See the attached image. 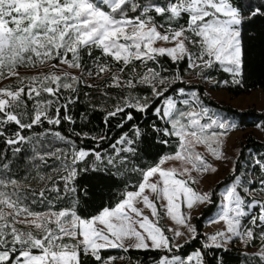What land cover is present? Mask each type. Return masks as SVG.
Here are the masks:
<instances>
[{"label":"snow or ice","instance_id":"snow-or-ice-1","mask_svg":"<svg viewBox=\"0 0 264 264\" xmlns=\"http://www.w3.org/2000/svg\"><path fill=\"white\" fill-rule=\"evenodd\" d=\"M184 16L187 20L182 24ZM256 16H264V4L241 7L234 0H0V80L16 81L0 87V139L13 154L21 151L19 145H32L33 161H40L34 165L37 170L32 178L41 185L34 188L21 182L12 176L9 164H0V264H83V257L94 258L97 264H114L117 258H104L102 251L137 249L174 253L183 247L177 238L187 234L188 242L197 239V228L190 223L191 216L181 211V204L192 209L197 202L210 203V195L199 194L190 186L191 175L187 179L177 177L190 174L192 169L216 171L202 154L195 152V146L206 143L209 151L220 157L219 145L225 133L213 129L214 126L227 129L230 125L211 117L209 122L201 123L203 117L209 116V109L200 107L197 111L193 107L200 103L197 93H191V100L166 96L169 87L165 85L181 77L176 75L169 81L148 64L159 63L163 56L173 64L186 61L191 69L201 71L219 64L232 75V82L238 84L244 63L243 25L245 20ZM157 17L165 22L159 23ZM158 41L171 46H156ZM96 50L100 56H93ZM83 54L90 59V65L84 64ZM137 62L144 66L142 74L137 71ZM113 63L121 66L113 71ZM61 66L79 70V74L61 71ZM21 68L49 70L22 76ZM128 68L131 75H126ZM105 77L110 82L103 87L87 82ZM80 84L99 91L105 101L112 99L109 89L129 90L127 96L119 98L106 111L104 119L107 124L111 118L123 115L118 125L121 128L134 119L133 111L146 113L153 108V99L161 101L154 107V114L171 124L170 129L162 130L163 134L178 138L175 154L163 157L159 165L143 171L137 190L126 191L115 206L104 207L87 218L78 212L77 177L88 170L81 169V163L93 157L91 167L97 173L117 165L123 167L128 157L122 153L134 154L135 145L144 133L134 124L130 132L123 133L110 145L114 155L99 150V143L108 139L103 135L90 137L97 141V147L86 149L51 128L33 136L24 134L25 130L42 127L45 122L51 126L61 125L62 121L75 123L68 112L69 105L79 99ZM138 85L149 86L152 98L132 95ZM64 91L72 95L64 96ZM177 93L186 95L184 88ZM178 104L188 106L189 110H182ZM13 125L15 131L9 133ZM153 129L161 131L155 125ZM48 136L70 147L67 150L45 147L44 138ZM162 143L167 144L168 140ZM172 159L186 160L191 168L165 170L160 166ZM49 160L56 164H49ZM254 164L264 172V157L255 159ZM41 166L51 172L42 174ZM156 175L159 179L151 181ZM98 179L103 180V175ZM259 184L264 191V176ZM250 191L240 184L239 178L225 189L216 219L224 222L226 228L208 236L210 243H204L202 248H226L234 237L251 245L257 229L264 242V201L251 199ZM159 201H166L160 208L184 231L159 226ZM38 204L46 205L47 210H34ZM140 204L144 207H139ZM145 209L150 210L155 222L145 214ZM244 219L251 226H245ZM213 222L216 220L210 221ZM205 256L201 249H196L187 256L163 255L157 264H207ZM253 258L264 264V251L255 253Z\"/></svg>","mask_w":264,"mask_h":264},{"label":"trees","instance_id":"trees-1","mask_svg":"<svg viewBox=\"0 0 264 264\" xmlns=\"http://www.w3.org/2000/svg\"><path fill=\"white\" fill-rule=\"evenodd\" d=\"M234 3L241 7L252 5L253 7H260L264 4V0H234ZM247 15V11L244 13ZM187 16H184L180 23H185ZM159 23L165 21L157 17ZM242 43L244 48V63L242 73L237 79L239 83H233V77L230 73L219 69L215 65L211 69L203 70L195 69L196 75H199L200 79H211L209 87L212 89H223L231 96H238L241 94H248L254 90H260L264 92V16H256L251 20H245L242 29ZM84 55V64L90 65L91 61ZM99 50L94 51L93 56H100ZM110 62L109 58H104ZM121 65L113 63V71H116ZM139 73L144 72V66L142 64L135 65ZM148 67H154L157 71L161 72L162 76H166L169 80L174 76L179 75L181 78L190 72L192 69L188 67V62L182 61L179 64H173L167 57L163 56L159 58V63L153 64L149 62ZM126 75H131V68L126 69ZM228 83L225 84L224 82ZM88 83H95L100 87H103L105 83L110 82L107 77L104 80H88ZM169 91L165 93L168 95H175L178 86L194 87L199 95V99L205 105L221 111L223 116L228 118L232 117L235 120L229 130L239 129L246 130L242 140L239 143L240 148L238 154L234 160V170L232 173L225 175L219 179L214 186L209 190L210 203H206L199 210L198 215L192 216V225L197 228L199 236L197 239L188 242V239L181 244L183 247L174 253H167L165 250H137L130 249L124 251L122 249H108L102 251L101 255L104 258L124 257L123 264H157L159 258L163 255L178 254L181 256H187L196 249H201L206 253L205 260L207 264H219L220 261L223 264H259L257 259H254L252 255H248L240 251L238 247L230 245L226 248H202V245L206 243L202 228L205 220L214 212L218 203V191L220 187L241 174V168L244 158L251 150L259 151L264 149V110L258 111L254 106H248L244 109H237L233 106L225 104L223 102L215 101L203 92V86L201 84L184 83L181 80H177L170 85ZM109 95L112 99L105 101V98L99 91L86 87L84 84L79 85V99L76 103L69 105L68 114L72 116L75 123L69 121H62L61 125L51 126L46 122L41 126H34L31 130H25L24 134L33 136L38 133H42L45 129H53L59 131L63 136L74 140L78 147H84L86 149L96 148L97 141L90 137L106 136L108 139L99 143V150H107L111 155L113 154L110 147L115 143L119 137L125 133L130 132L134 124L138 125L144 133L137 141L135 147L136 152L122 153L127 156L128 160L123 167L117 165V167H109L108 170L102 173L95 172L91 165L93 157H89L87 163H81L79 166L81 169L87 168V171H81L77 177V200H78V212L81 216L87 218L97 215L104 207H113L118 203L123 194L126 191H134L141 182L143 176L142 172L146 171L150 167L157 164L162 156L172 155L177 151V139L175 136H165L163 129L167 128L165 119H161L154 114V107L158 106L161 101L153 99V108H150L146 113H138L133 111L134 119L128 121L121 128L118 125L123 120V115L111 118L107 124L104 123L106 111L112 109L117 100L123 96H127L129 90L124 89H109ZM88 93V96H85ZM64 96L72 95L68 91L63 92ZM132 95H138L141 97H151V88L147 85H138ZM63 102V101H62ZM95 105V110H93ZM31 107V104H29ZM63 109L61 110L63 114ZM160 128V132H156L153 126ZM258 126L261 130V138L258 139L251 128ZM9 133L15 131V126H11L8 129ZM80 133V136L75 135ZM87 133L85 137L83 134ZM163 140H168L167 144L162 143ZM45 147L61 148L67 150L70 146L66 145L63 141L54 140L51 136L44 138ZM21 151L13 154L12 150L3 143V139H0V156L6 157V159H0V164H9V171L12 176L19 179L21 182L26 181L32 187H39L33 176L36 174V167L40 161H33V148L31 144L19 145ZM44 149L41 150L43 152ZM251 156V155H250ZM257 157L249 158L246 163V168L251 170V180L253 183L249 186L260 187L259 180L264 174L261 172L257 176L253 175L255 170H258V166L254 164V160ZM246 161V158L245 160ZM49 164H56L54 160H49ZM42 167V174H48L51 172L50 168ZM138 169V170H134ZM99 175H103L104 179H98ZM253 175V176H252ZM69 201L62 202L63 204L69 203ZM46 205H35L34 210L46 211ZM163 228V227H162ZM259 231L257 229L256 233ZM261 239L256 238L251 245H260ZM83 264H97L94 258L83 257ZM116 259V260H117Z\"/></svg>","mask_w":264,"mask_h":264},{"label":"rangeland","instance_id":"rangeland-1","mask_svg":"<svg viewBox=\"0 0 264 264\" xmlns=\"http://www.w3.org/2000/svg\"><path fill=\"white\" fill-rule=\"evenodd\" d=\"M156 46H171V44L167 43V42H163V41H158ZM170 59V58H169ZM219 69H223L219 64H217ZM189 67V64H188ZM190 68V67H189ZM48 68H37V69H25V68H21L20 72L22 76H30V75H34L36 74L38 71L40 72H46L48 71ZM61 71H68L70 73L73 74H79V70H75V69H70L64 66H61ZM197 73L195 72V69H192L190 72H188L185 77L179 79L184 83H192V84H201L203 86V92L204 94H206L207 96H209L210 98L214 99L215 101H219V102H223L225 104H228L230 106H233L237 109H244L248 106H254L258 111L264 110V92L259 91V90H255V91H251L248 94H241L238 96H231L230 94L226 93L223 89H212L209 87V84L212 82L211 79H200L199 75H196ZM174 78V77H173ZM170 79L169 81L173 80ZM177 81V80H176ZM16 81L13 79H5V80H0V87H4L6 85L9 84H15ZM171 84V83H170ZM180 88H184L185 89V93L186 95L184 96H180L177 93V90ZM192 92H196V88L194 87H183V86H178L176 89V93L175 95H168V96H173L174 98H176L177 100H183V99H189L191 100V93ZM198 99H199V95L197 93ZM199 106H195L193 105V107H196V110L199 111L200 107H206L209 109V116L208 117H203L201 119V123H207L209 122V117L211 118H215L218 120H222L223 122L227 123L228 125H230L227 129H219L217 127L214 126L215 131L217 132H224L225 135H223L221 137V141L222 143L219 145V148L222 152V155L220 157H217L215 155H213V153L211 151H209L208 145L205 144H197L195 146V152H198L200 154H202V156L204 157L206 163L210 164L213 168L216 169V171H202L199 169H192L191 173H185L183 177H177V178H184L187 179L189 175H191L192 180L190 181V186L199 194H204V193H208L209 190L214 186V184L221 178H223L225 175H228L230 173L233 172L234 170V160L238 154L240 145L239 143L242 140V135L248 130H239V129H234V130H229V128L232 127V125L235 123L234 118L230 117H226L223 116L222 112L214 109L212 107H209L207 105H205L204 103L201 102V100L199 99ZM178 107H180L182 110L187 111L189 110L188 106H184L183 104H178ZM165 122L167 123V128H171V124L169 121H167L165 119ZM251 130L254 132V134L256 135V137L261 138V130L258 126H255L254 128H251ZM211 131V130H209ZM177 139V143H178V138ZM216 145H213V147H215ZM122 147V146H121ZM177 150H178V145H177ZM248 154H250L252 156V158H261L264 157V149L259 150V151H255V150H251L250 152H247ZM175 154V153H174ZM172 154V155H174ZM111 155H114L111 154ZM172 155H166V156H172ZM250 155H247L246 161L245 158L243 160L242 163V168H241V174H239L237 177L233 178L232 180L224 183L219 191H218V203L217 206L214 210V212L205 220L204 224H203V228H202V233L205 236L206 242L210 243V241L207 240V237L214 234L216 231L219 230H224L226 228V224L222 221H218L216 218L218 217V213L221 210L222 207V203H223V194L225 192V189L227 187H230L233 183L236 182V179L239 178L240 184L243 187L249 188L251 189V191L248 193V196L251 199H255V200H260V201H264V191L261 190V187H255V186H249L248 184V180H251V170L250 168H246V163L249 160V158L251 157ZM165 157L162 156L159 161L157 162L156 165L157 166L160 164L161 159ZM161 167H163L165 170L170 169V168H177V169H183L185 167H189L191 168V165L186 161V160H166L163 165H160ZM259 173H261L259 167L258 170H255L253 172L254 176H257ZM264 174V172H262ZM252 175V176H253ZM143 179V178H142ZM159 179V176L156 175L152 178H150L151 181L155 182L156 180ZM142 181V180H141ZM26 182V181H23ZM41 186V185H40ZM137 190V188H136ZM135 191V190H134ZM149 190H146V192H148ZM243 194V193H242ZM161 203H166V201H159L157 202V208L158 211L160 212V217H159V226L167 229L170 227H174V228H179L181 231H184L183 226L179 225L176 223L175 220L172 219V217L170 215H167L165 213V209L160 208V204ZM206 204V203H205ZM205 204H200L199 202H197L192 209H188L186 207V204L182 203L181 204V211L186 214V215H190L191 218L192 216H196L199 213V210L202 208V206H204ZM139 207H144L142 204L138 205ZM47 210V209H46ZM254 212H258V209H253ZM145 214H148L150 216L151 219L156 220V218H152L150 215V210L149 209H145ZM216 220V222L210 223V221ZM190 223L192 224V220L190 219ZM242 223L245 226H251L249 224L248 219H244L242 220ZM167 235L171 236L172 233L171 232H166ZM256 238L260 239L259 236V231L256 233ZM188 236L187 234L184 237H180L177 238V240L182 243L183 241L187 240ZM230 245H233L235 247H238L240 249L241 252L246 253L248 255H254L255 253L259 252V251H264V242H262L260 245H246L244 242H242L239 238H233V241L230 242L228 244L227 247H229ZM191 254V253H190ZM114 264H123V260H121L120 258L114 261Z\"/></svg>","mask_w":264,"mask_h":264},{"label":"crops","instance_id":"crops-1","mask_svg":"<svg viewBox=\"0 0 264 264\" xmlns=\"http://www.w3.org/2000/svg\"><path fill=\"white\" fill-rule=\"evenodd\" d=\"M255 91V90H254ZM260 91V90H259ZM258 138V137H257ZM258 139H260V138H258Z\"/></svg>","mask_w":264,"mask_h":264}]
</instances>
